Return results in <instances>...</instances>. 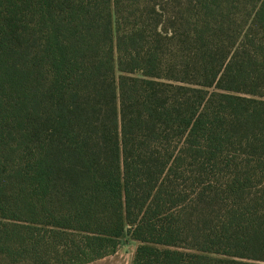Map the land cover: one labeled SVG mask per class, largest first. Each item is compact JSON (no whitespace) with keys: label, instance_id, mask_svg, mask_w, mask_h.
Masks as SVG:
<instances>
[{"label":"trees","instance_id":"1","mask_svg":"<svg viewBox=\"0 0 264 264\" xmlns=\"http://www.w3.org/2000/svg\"><path fill=\"white\" fill-rule=\"evenodd\" d=\"M264 264V0H0V264Z\"/></svg>","mask_w":264,"mask_h":264},{"label":"rangeland","instance_id":"2","mask_svg":"<svg viewBox=\"0 0 264 264\" xmlns=\"http://www.w3.org/2000/svg\"><path fill=\"white\" fill-rule=\"evenodd\" d=\"M136 248L137 242L127 236L122 239L118 250L114 254L87 264H131Z\"/></svg>","mask_w":264,"mask_h":264}]
</instances>
